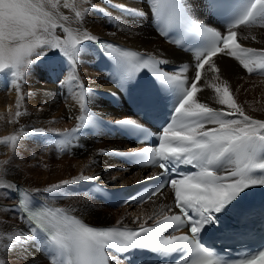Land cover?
I'll return each mask as SVG.
<instances>
[{
  "label": "snow or ice",
  "instance_id": "6c2138e0",
  "mask_svg": "<svg viewBox=\"0 0 264 264\" xmlns=\"http://www.w3.org/2000/svg\"><path fill=\"white\" fill-rule=\"evenodd\" d=\"M202 2L209 14L232 11L234 19L218 30L196 17L193 0H143L162 24L161 35L168 36L169 30H176L180 39L171 43L180 45L187 40L190 45L188 51H194L191 62L194 77L190 82L187 76L189 63H181L169 72L159 67L168 64L169 60L153 59L137 51L122 49L83 29L86 14L91 9L104 11L97 9L95 4L91 9L84 7L89 0H71V3L69 0L63 3L61 0H0V73L11 76V84L15 85L17 92L20 91L18 81L26 71H30V66L50 53H58L64 58L68 73L76 81L78 63L86 51L82 44L89 41L114 63L118 70L115 82L122 90L127 91L136 83L141 69H147L154 77L160 94L175 96L171 115L159 131L153 132L147 124L128 117L109 123L135 130L140 134L139 140L149 141L155 137L154 143L135 151L112 153L128 157L138 165L160 169L157 174L146 178L159 181L146 197L137 196L123 202H143L170 186L174 191L175 207L179 209V214L163 215L154 227L143 224L137 230L96 227L60 208L32 207L27 192L20 189L24 198L12 211L21 216L27 227L14 234L0 235V256L7 257L18 249L40 246L48 254V264H110L115 257L110 256L106 249H114L118 253L148 250L160 258L177 254L179 258L174 264H264V247L255 252L244 251L239 258L229 259L227 253L230 249L226 248L221 255L201 242L202 233L210 227H219L220 215L236 208L249 189L264 186V119L246 114L243 107L234 103L228 88L209 85L218 94L221 108L196 99L201 70L208 65L212 71L219 72L214 60L217 55L235 58L250 74L254 71L264 73V49L246 48L236 39L242 27L259 25L264 28V0ZM118 7L128 15H144L143 7L140 11L125 4ZM61 8L74 12L75 29L65 26L70 17ZM58 28L64 34L63 38L57 33ZM248 39V36L242 37V40ZM193 40L198 43L192 44ZM60 83L63 85L64 81ZM112 95L116 98L115 93ZM145 97V110L155 112L152 94L146 92ZM80 99V109L84 114L77 118L81 125L85 128L96 126L103 119L86 109L83 96ZM21 115L20 111L16 112L17 117ZM78 130L55 134L63 137L65 146H70ZM54 131L34 127L29 135L45 137ZM9 141H17V136L5 137L2 143ZM182 166L192 171H182ZM96 179L95 176L81 174L72 181L53 184L43 191L62 196L61 190L65 185ZM16 187L0 181V189L14 191ZM185 227L188 229L185 234H174ZM166 231L169 234H165ZM0 264H6V259L0 258Z\"/></svg>",
  "mask_w": 264,
  "mask_h": 264
},
{
  "label": "bare ground",
  "instance_id": "6f19581e",
  "mask_svg": "<svg viewBox=\"0 0 264 264\" xmlns=\"http://www.w3.org/2000/svg\"><path fill=\"white\" fill-rule=\"evenodd\" d=\"M63 2L64 0H61V3ZM193 2L196 5V17L203 18L206 16L202 0H193ZM69 3H71V0H69ZM92 4H95L97 9L102 8L104 11L101 12L96 9H91ZM111 4L116 5L117 8H111ZM120 4H125L130 8H136L137 11H140L143 7L144 15H128L127 13H122L118 7ZM84 7H88L91 10L86 14L83 29L98 37L105 36L123 41L139 50L153 53L154 55L167 59L169 62L189 63L190 68L187 76L189 80L194 77V69L191 67L194 55L175 48L154 31L152 13L148 10L147 4L143 3V0H89V4L84 5ZM61 11L70 17L69 22L65 26L70 29H75L77 25L74 21V12L63 8H61ZM56 31L63 38L64 34L61 30L58 28ZM243 36H248L249 39L242 40ZM237 37L246 48L264 49V28H261L259 25L242 27L238 30ZM252 37H255V40ZM88 44L90 45L91 56L88 48L83 44L82 46L86 51L81 54L78 63L76 75L79 79L77 82L72 80L71 75L67 71L64 58L58 53L56 66L61 69L64 68L61 77L64 84L59 83L58 87L55 85L52 86V83L46 84L49 89L44 88L43 84L37 87L33 85L35 87L33 88L37 90V97H33V99L27 101L22 100L21 88L19 93H17L15 85L3 86L2 79L0 78V134L2 133L1 130L4 126L5 118L7 120L10 118L11 120H16V112L19 111L20 104L23 105V103H32L33 105L36 103L41 105L36 106L42 107V115L46 118L41 117L42 119H39V121L37 119L36 123L39 122L42 126L45 125L46 119L51 120L53 117L60 115L70 117L68 120H63L61 125L65 123L68 126L72 125V130L67 129V131L73 132L76 126H81V121L78 118L75 121V116L81 115L79 83L83 80V74L87 76L85 78L88 84L87 88L92 90L88 91L89 102L92 106H95H93L95 109L110 118L127 115L126 111L128 109L120 97H117L114 101H110L100 96L101 91L107 92L113 89L115 84L111 76L101 66L96 64L99 56L96 44L89 41ZM257 56H259V53H257ZM214 60L216 61V67L219 69V72L212 71L208 65L205 66V69L201 70V81L198 82L199 90L196 93L198 102L206 103L211 107L221 108L222 106L218 103V94L209 85H215L221 89L228 88L234 103L237 106L243 107L246 114L256 119H264V76H260L264 75V73L259 71L257 74H250L240 65L239 61L232 57L217 55ZM45 61L40 66L54 72L58 77L60 73L58 68L55 67L52 70L49 59L45 58ZM91 62L95 63L96 71L89 69L88 65ZM252 67L255 66L252 65ZM59 98H63L64 102L62 104L59 103ZM39 124L35 127L40 126ZM56 127L59 128L60 125H56ZM59 137L63 139L62 136ZM106 138L113 141H108ZM106 142L111 143V146L118 142V147L120 148L122 146L126 148L138 146L129 145V141L123 138L115 129L103 127L97 123L90 131L83 129L80 133L75 132L71 145H64L72 153L73 158L70 159V163L74 164L72 172H68L72 170L67 161L69 159L65 160L66 158H64L49 163L46 156L43 161L45 163V170L41 174V177L39 176L41 179L31 181V178V180H26V177L20 170L10 169L6 172L0 170V181L15 185L18 183L23 184L47 201L62 207L70 213L79 215L86 220L89 219L91 223L107 222L108 212L106 208L103 209V205L110 206L105 201L86 193L82 189L80 182L74 184L69 183L70 186H74L77 189L74 190L76 193L71 192L65 186L61 190L63 193L62 196L43 191V189L53 184L72 181L81 174L89 176L97 175L99 177L96 179L97 181L105 182L111 180L113 181L112 185H120L156 172L155 168H136L124 160L116 158L110 152L111 146L107 149L104 148ZM101 150L105 151L102 152ZM58 176L62 177L58 178ZM36 189L40 191H36ZM12 191L10 190V194L13 199L11 198L8 201L0 199V235L4 236H7L9 233H17L27 227L26 223L22 221L21 216L16 211H12L13 208L18 207L15 190ZM62 202L68 205V207L62 206ZM171 210H173L172 198L166 189L143 203L126 204L117 207L114 210L116 220L112 222L124 225H139L152 221L165 213L171 212ZM149 217H152V219H149ZM47 255L42 247L29 246L24 249H18L7 257L0 256V258H5L6 264H48ZM118 264L125 263L118 262Z\"/></svg>",
  "mask_w": 264,
  "mask_h": 264
},
{
  "label": "rangeland",
  "instance_id": "374dc122",
  "mask_svg": "<svg viewBox=\"0 0 264 264\" xmlns=\"http://www.w3.org/2000/svg\"><path fill=\"white\" fill-rule=\"evenodd\" d=\"M110 7L111 8L112 7L117 8L116 5H112V4L110 5ZM83 44L86 45V47L89 50V54H90V45L88 44V41H84ZM90 56H91V54H90ZM46 58L49 59L51 66H52V70L55 67H57L56 66L57 54H50ZM44 62H46L45 59H43L39 63H36V64L30 66V71H26L24 76L18 81V83L20 84V88H21L22 100L27 101L29 99H33V97L34 98L37 97V90L34 88L37 86H41V84L44 85V88L49 89L46 84L52 83L53 84L52 86L55 85L56 87H58L60 81H62L61 77H62V74L64 72L63 71L64 68L61 69L60 67L59 68L57 67L59 72H60L58 74L59 76L57 77V74H54V72H52L48 69H44V67L40 66L41 63H44ZM96 64H97V62H96ZM88 67L90 70L96 71V69H95L96 67H95L94 62L89 63ZM255 76H257V75H255ZM260 76H264V75H260ZM86 77L87 76L85 74H83V80L84 81H85ZM0 78L2 79V85L3 86L11 85V79L12 78L10 75H8L6 73H0ZM78 79L74 82H77ZM31 88H33V89H31ZM31 90L33 91V93ZM34 90H35V92H34ZM16 92H17V90H16ZM17 93H19V92H17ZM59 94H61V93L59 92ZM59 99H60L59 103L62 104L64 102L63 98H59ZM34 105L32 103L31 104H29V103L24 104L23 103V105L20 104L19 111L22 114L21 116L17 117L16 120H11V118L7 120L5 118L4 126L1 130L2 133L0 134V137H1L0 138V141H1L0 142V147H1V149H0V170H2L3 172L4 171L6 172L10 169H17L23 173V175L26 177V180L27 179L31 180V178H32L31 181L39 180V179H41V178H39V176L41 177V174L45 170V163L43 161H44L45 157L47 156L49 163L53 162V161L56 162V161H59V160L64 159V158H66L65 160L69 159L67 161L69 163V167L72 170H70L68 172H72L73 167H74V164L70 163V159L73 158L72 153L66 147H64L63 139L62 138L60 139L59 136H57L55 134L56 132L62 133L64 130H67V129L72 130V127H73L72 125L68 126L66 123L61 125V122L63 120H68L70 117L60 115V116L53 117L51 120L46 119L45 125L42 126L39 124V122L36 123L37 119L39 121V119H42L41 117H45L42 115V111H41L42 107H38L40 104L35 103ZM36 105H38V106H36ZM81 114H82V112H81ZM77 116H75V121L77 120ZM10 121H11V123H10ZM77 122H79V121H77ZM13 124H14V126H13ZM37 124L40 125L37 127H42V128H46V130H55V131L49 132L46 135L47 137L46 136L45 137H37V136L29 135V133L31 132V129L34 128ZM56 125H60V127L57 128ZM13 135L17 136V141H15V142L9 141L7 144L2 143V141L4 140L5 137H10ZM106 139H108V141L111 140L109 138H106ZM111 141H113V140H111ZM104 145H106V146H104V148L107 149L112 144L106 142ZM113 146L118 147V142H116L115 145L113 144ZM113 146H111L110 148H113ZM99 154H100V152H99ZM18 157H20V158H18ZM34 159H35V161H34ZM21 169H23V170H21ZM91 176H96L97 179L99 178V177H97V175H91ZM61 177L62 176H58V178H61ZM104 183H109L110 185H112L113 181L107 180ZM18 184H20V183H18ZM65 187H67L68 190H71V192L73 191V193H76V191H74V190H77V189L74 186H70L68 184V185H65ZM0 190H1L0 191V199H2L4 201H8L11 198L13 199V197L10 194V190H6V189H0ZM77 192H79V191H77ZM62 206L68 207V205H66L64 203L62 204ZM105 208L108 212L107 222H92V223H95V224L111 223L112 221L116 220V217L114 215V210H116L117 207L115 209H113L111 207L103 205V209H105ZM67 209H69V208H67ZM87 220H89V219H87Z\"/></svg>",
  "mask_w": 264,
  "mask_h": 264
}]
</instances>
